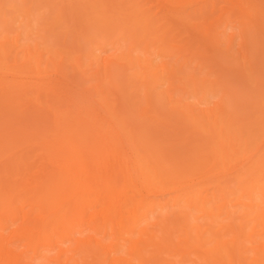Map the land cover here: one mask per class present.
Segmentation results:
<instances>
[{"label": "bare ground", "instance_id": "bare-ground-1", "mask_svg": "<svg viewBox=\"0 0 264 264\" xmlns=\"http://www.w3.org/2000/svg\"><path fill=\"white\" fill-rule=\"evenodd\" d=\"M136 1L0 0V264H264V43Z\"/></svg>", "mask_w": 264, "mask_h": 264}, {"label": "rangeland", "instance_id": "rangeland-1", "mask_svg": "<svg viewBox=\"0 0 264 264\" xmlns=\"http://www.w3.org/2000/svg\"><path fill=\"white\" fill-rule=\"evenodd\" d=\"M138 1L141 0L136 2ZM209 1L189 0L188 4H185L186 2L179 3L178 1L168 3L166 0H142L141 2L144 3L146 13L152 17V23L157 22L159 24L162 21L158 32L169 25L170 27L167 26L166 28V39H170L171 36V41L177 39V44H182L180 46H184V49L190 52V56L198 58L200 61L209 63L210 60L205 59L203 56L210 57L213 48L220 47L221 43L224 45L221 44V47L217 49L218 54L231 52L232 47H230V51L226 49L228 41L229 44L231 42L230 46L236 44L235 47L240 45V42H243L246 38L253 41V43L256 42V44L254 43L255 46L264 43L262 42L264 40V30H262L264 27H261V22L258 21V23L255 19L240 15L237 11L232 10L227 0H213L215 6H212ZM252 1L255 4L258 2L264 4V0ZM260 3H258L259 6H264ZM182 4L185 6H182ZM151 13L154 15L152 16ZM257 24H260L259 29H256ZM227 34H231V37H228ZM225 38L227 45L225 44ZM221 40L222 42H220ZM247 109L251 110L250 104Z\"/></svg>", "mask_w": 264, "mask_h": 264}]
</instances>
